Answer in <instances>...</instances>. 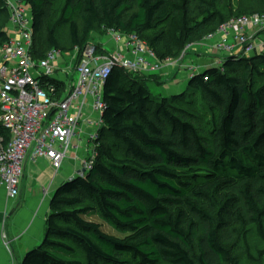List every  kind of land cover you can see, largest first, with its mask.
Masks as SVG:
<instances>
[{"label": "trees", "instance_id": "1", "mask_svg": "<svg viewBox=\"0 0 264 264\" xmlns=\"http://www.w3.org/2000/svg\"><path fill=\"white\" fill-rule=\"evenodd\" d=\"M252 1L263 8L227 16L216 0H21L38 60L114 31L136 35L161 63L233 17L264 14V0ZM7 24L0 0V48ZM154 79L110 72L92 168L54 194L43 242L21 264H264V54L192 75L183 101L153 97ZM9 141L0 123V151ZM97 214L124 237L86 220ZM248 228L263 243L257 255L236 248Z\"/></svg>", "mask_w": 264, "mask_h": 264}, {"label": "built area", "instance_id": "2", "mask_svg": "<svg viewBox=\"0 0 264 264\" xmlns=\"http://www.w3.org/2000/svg\"><path fill=\"white\" fill-rule=\"evenodd\" d=\"M2 1L13 33L0 48V123L10 134L0 151V187L15 199L28 154L32 162L44 159L60 170L72 141L91 117L95 122L88 139L96 141L105 109L103 88L114 68L148 78L162 63L136 35L114 31L104 33L115 45L113 51L104 43L96 55V46L88 44L67 54L51 50L38 60L30 10L25 12L21 0ZM190 54L216 59L217 68L228 58L264 54V14L229 19L214 33L186 46L176 64L182 67ZM48 80L61 87L55 89ZM94 157L93 151L84 161V172L91 170Z\"/></svg>", "mask_w": 264, "mask_h": 264}, {"label": "crops", "instance_id": "3", "mask_svg": "<svg viewBox=\"0 0 264 264\" xmlns=\"http://www.w3.org/2000/svg\"><path fill=\"white\" fill-rule=\"evenodd\" d=\"M104 42L109 50L115 49V45L109 40L103 41L102 44ZM189 56L198 57L191 54ZM188 57L182 67L176 64L177 60L166 61L162 63L158 72L153 73L157 80L154 79L156 85L163 84L167 85L165 88L168 87L166 94H162L163 97L181 93L179 89L183 79L190 78L186 68L193 60ZM209 60L214 63L204 65V61L199 58L195 63L199 72L195 74L215 67L216 60ZM177 78L180 79V83L175 82ZM94 122L91 117L81 126L79 138L72 141L60 170L55 171L44 159L32 162L28 154L24 162L18 197L10 199L6 191L0 187V264H21L28 252L42 244L45 223L50 214L51 199L62 185L80 177L84 161L93 154L94 145L89 141L88 136Z\"/></svg>", "mask_w": 264, "mask_h": 264}, {"label": "rangeland", "instance_id": "4", "mask_svg": "<svg viewBox=\"0 0 264 264\" xmlns=\"http://www.w3.org/2000/svg\"><path fill=\"white\" fill-rule=\"evenodd\" d=\"M216 1L218 2L220 11H222V13L226 14L227 16L230 12L232 14H237L239 11L249 13V12L260 11L263 8L259 1H252V0H216ZM24 7H25V12L27 13L29 11V8L26 5H24ZM78 25L80 26V22H78ZM6 26H8V24ZM5 30L9 36L12 35L13 30L11 28L6 27ZM105 40H109L110 42H112L110 40V37L107 36L106 34L93 35L92 36V40L89 44L96 46V55L101 54L100 49L102 47V42ZM59 42H60L61 48H63L69 42V34H68L66 29H63L62 31H60ZM191 52H193V50H189V53H191ZM187 57L188 56H186V58ZM198 57L201 59V61H204L203 62L204 65H210V64L212 65L214 63L213 61H210L209 60L210 58H208V57H205V56H203V57L198 56ZM198 57L197 58L196 57H190V56L188 57V58H191V60H193V62L191 61L189 66L187 67L188 69L186 68V71L188 72V74H190V77L192 75H194L195 73L199 72V69L197 70V66L195 65L196 61H198V59H199ZM62 58L65 60L68 59L66 56H63ZM214 60H216V59H214ZM169 61L171 62V61H176V60L175 59L174 60H167V62H169ZM201 67H203V65ZM204 67H207V66H204ZM200 69H202V68H200ZM151 76H155V74H152ZM76 77L77 76H75L74 79H76ZM188 80L189 79H185V80L183 79V81L181 83V87L179 89V91L181 93L178 95L181 96L184 94V96H186L185 93L187 92ZM175 82L180 83L181 81L179 78H177L175 80ZM166 86L167 85H163V84L161 86L158 84L156 85L154 81L149 82L147 84V87H148L151 95L153 97H156V98H161V97H163L162 94H166L165 91L168 88V87L165 88ZM184 96L180 97V99H182V101L185 98ZM166 97H170V96H166ZM180 106L182 108H185V109L190 110V111H192V110L197 111V110H199L200 104L199 103H196V104L191 103L190 108H186L184 103H181ZM196 125L201 129L202 135L207 137V134H208L207 128L204 126H199L198 124H196ZM93 145L95 146L94 143H93ZM93 150H94V154H95V148H93ZM85 174H86V172H85ZM86 220L99 224L101 226L102 231L105 232L106 234L115 236L117 238H123L124 237L123 234H120V233L116 232L114 229H112L98 214L87 217ZM248 232H249V234L245 237V240H241L239 242V244L237 243L238 246L236 248H248L251 252H253L257 255V252L261 251V249H263V243L258 238L254 228H248Z\"/></svg>", "mask_w": 264, "mask_h": 264}, {"label": "water", "instance_id": "5", "mask_svg": "<svg viewBox=\"0 0 264 264\" xmlns=\"http://www.w3.org/2000/svg\"><path fill=\"white\" fill-rule=\"evenodd\" d=\"M84 174H85V172H84V170H82L81 173H80V175H84Z\"/></svg>", "mask_w": 264, "mask_h": 264}]
</instances>
